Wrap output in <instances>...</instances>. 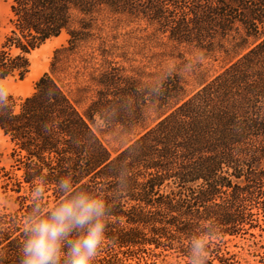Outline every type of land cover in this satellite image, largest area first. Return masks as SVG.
I'll return each instance as SVG.
<instances>
[{"label": "trees", "instance_id": "1", "mask_svg": "<svg viewBox=\"0 0 264 264\" xmlns=\"http://www.w3.org/2000/svg\"><path fill=\"white\" fill-rule=\"evenodd\" d=\"M4 1L0 81L22 78L27 55L63 33L67 45L51 69L67 71L63 59L91 38L104 13L142 20L178 44L217 47L226 63L191 91L177 75L143 86L104 68L89 77L96 92L82 113L50 73L30 96L0 101V134L13 146V171L0 168V181L16 204L0 207V264H19L25 219L64 198L57 187L64 176L106 202V239L94 264L158 255L190 264V241L208 233L206 264H242L222 245L254 237L264 221V0ZM96 119L142 131L111 155L91 126ZM35 180L43 183L39 200Z\"/></svg>", "mask_w": 264, "mask_h": 264}, {"label": "rangeland", "instance_id": "2", "mask_svg": "<svg viewBox=\"0 0 264 264\" xmlns=\"http://www.w3.org/2000/svg\"><path fill=\"white\" fill-rule=\"evenodd\" d=\"M7 19L8 6L4 0H0V46L8 32ZM95 25L91 38L80 44L74 54L63 59L67 71L61 73L51 69L55 51L67 45L68 37L63 33L27 55L29 70L22 78L8 77L0 81V87L7 90V95L23 99L32 94L37 80L43 74L50 73L61 82L82 113L96 92L89 77L97 75L104 68L116 67L119 74L134 76L143 86H153L167 75H177L185 89L191 91L219 72L226 63L224 54L217 47L207 51L193 45L178 44L156 33L152 26L142 20L104 13L98 17ZM148 116L152 117V114ZM91 126L111 155L142 131V126L123 129L105 125L98 119ZM12 147L8 139L0 134V168L9 172L13 171ZM15 173L19 174L18 171ZM2 185L0 181V207L12 210L16 207L14 194L9 191L3 193ZM259 219L260 227L251 230L254 237L246 234L244 238L230 239L222 245L223 252L235 254L242 264H264V221L262 217ZM143 255L146 257L147 254ZM147 259L141 263L153 264L154 260L158 261L155 264L184 262L176 257L164 258L162 255L153 258L147 256Z\"/></svg>", "mask_w": 264, "mask_h": 264}, {"label": "clouds", "instance_id": "3", "mask_svg": "<svg viewBox=\"0 0 264 264\" xmlns=\"http://www.w3.org/2000/svg\"><path fill=\"white\" fill-rule=\"evenodd\" d=\"M6 98L7 90L0 87V101ZM42 187V181H34L36 200L42 199ZM57 187L64 198L50 208H34L25 219L19 264H94L106 239V202L87 190H76L70 176L60 178ZM210 235L190 241V264H206Z\"/></svg>", "mask_w": 264, "mask_h": 264}]
</instances>
